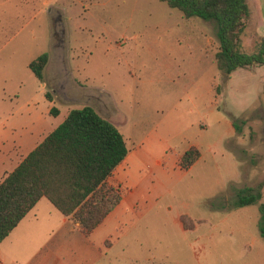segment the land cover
<instances>
[{
	"label": "rangeland",
	"instance_id": "rangeland-1",
	"mask_svg": "<svg viewBox=\"0 0 264 264\" xmlns=\"http://www.w3.org/2000/svg\"><path fill=\"white\" fill-rule=\"evenodd\" d=\"M216 31L160 0H0V173L13 142L43 138L85 104L138 150L129 205L110 238L91 239L93 264H264V65L227 77ZM253 34H241L245 52ZM44 52L43 85L28 64ZM189 144L200 155L182 169L171 156ZM245 186L262 197L235 206ZM66 236L85 248L71 221ZM77 251L65 264L88 260Z\"/></svg>",
	"mask_w": 264,
	"mask_h": 264
},
{
	"label": "trees",
	"instance_id": "trees-1",
	"mask_svg": "<svg viewBox=\"0 0 264 264\" xmlns=\"http://www.w3.org/2000/svg\"><path fill=\"white\" fill-rule=\"evenodd\" d=\"M160 1L185 18L216 23L218 47L213 57L218 70L227 77L239 67L264 64V36L256 37L251 52L241 46L240 37L249 17L246 0ZM47 61L44 52L28 64L41 82ZM49 112L58 114L55 107ZM233 126L237 125L233 122ZM127 153L118 127L92 105L70 108L64 119L0 180V243L42 197L88 235L121 200L120 188L108 179ZM199 155V149L190 146L182 154L180 166L188 169ZM261 197L260 191L245 186L236 191L234 205H248ZM259 212L264 236V202L259 203Z\"/></svg>",
	"mask_w": 264,
	"mask_h": 264
},
{
	"label": "crops",
	"instance_id": "crops-1",
	"mask_svg": "<svg viewBox=\"0 0 264 264\" xmlns=\"http://www.w3.org/2000/svg\"><path fill=\"white\" fill-rule=\"evenodd\" d=\"M246 3L249 8V17L246 20L244 31H251L256 37L264 36V0H246ZM263 65L264 64L253 66L257 67ZM262 69V72H264V68ZM42 84L44 85V82H42ZM37 130L40 131V128H38ZM32 137L33 135L31 134L29 136H26L25 138H19L16 142L12 143L7 152H4L2 154L1 165L3 166V171L0 173L1 179L6 173L13 170L14 167L26 156V154L31 149H33L45 136L43 138ZM190 146L197 147L196 145L189 144L180 151L174 152L172 154L171 158L176 166H179L182 154ZM15 156H21V158L18 162L12 164V160L13 158H15ZM138 158V150L135 148H128L126 157L116 167V169L108 179L109 183H113L111 181V177L114 176L116 178L115 182L119 185L118 187L121 188V200L105 216L103 221L88 235L82 234L78 229V223H74L69 217L62 215L45 197H42L37 201L34 207L19 221V223L13 228V230L7 235V237H5L3 241H1V264L18 262H21L22 264H65V253L67 249L78 250L77 252L84 253L85 256L83 259H88L82 263L77 262V264H93V260L95 259V244L93 241H91V239H97L98 243H103L104 240L110 238L112 232L116 230L118 224H120V219L122 218V216H124V213L129 205L124 194L128 190L131 191L132 187L130 186L136 183L135 174L138 165ZM155 163L158 166H162L161 159L156 160ZM7 165L12 166L10 168V171H6L5 167ZM181 216L182 215H180L179 219L181 225L183 226ZM68 221L73 222L79 233L87 239L85 248H83L84 246L80 245V239V241H78V244L76 242H74L73 244H69L67 242L66 226ZM71 229L74 230V227H71ZM4 250H6L7 252L6 255H4L3 253ZM28 254H33L34 258L27 259L28 261L25 260L24 256L26 258L28 257Z\"/></svg>",
	"mask_w": 264,
	"mask_h": 264
},
{
	"label": "built area",
	"instance_id": "built-area-1",
	"mask_svg": "<svg viewBox=\"0 0 264 264\" xmlns=\"http://www.w3.org/2000/svg\"><path fill=\"white\" fill-rule=\"evenodd\" d=\"M0 264H1V261H0Z\"/></svg>",
	"mask_w": 264,
	"mask_h": 264
}]
</instances>
